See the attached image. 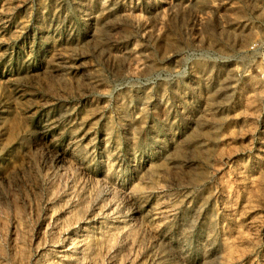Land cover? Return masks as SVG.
<instances>
[{"label": "rangeland", "instance_id": "rangeland-1", "mask_svg": "<svg viewBox=\"0 0 264 264\" xmlns=\"http://www.w3.org/2000/svg\"><path fill=\"white\" fill-rule=\"evenodd\" d=\"M0 264H264V0H0Z\"/></svg>", "mask_w": 264, "mask_h": 264}]
</instances>
